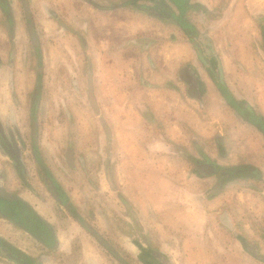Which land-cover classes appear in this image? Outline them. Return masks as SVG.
I'll return each mask as SVG.
<instances>
[{
	"label": "crops",
	"instance_id": "0c3cea01",
	"mask_svg": "<svg viewBox=\"0 0 264 264\" xmlns=\"http://www.w3.org/2000/svg\"><path fill=\"white\" fill-rule=\"evenodd\" d=\"M22 2L34 34L36 14ZM183 5L171 0L42 4L39 11L50 28L44 31L64 34L71 61L82 65V90L71 70L75 99L70 94L71 104L61 108L63 120L49 99L54 122L44 125L48 138L42 148L36 142L38 83L31 112L36 167L50 181L57 164L90 169L68 176L70 194L60 186L67 204L51 197L52 207L68 210L67 224L98 242H103L99 233L74 211L82 207L74 197L81 201L95 193L98 208L114 211L113 217L103 212L102 225L112 226L110 239L127 243L128 250H112L116 260L101 254L108 264H126L121 257L138 255L151 258L144 264H264V133L256 125L264 120V0ZM0 11L12 15L2 2ZM79 41L81 57L74 52ZM51 57L60 56L55 50ZM3 149L1 171L14 158ZM21 153V176H30ZM32 190L23 193L34 200ZM45 192L52 196L49 188ZM49 201L39 207L26 203L53 231L51 224L58 222L47 218Z\"/></svg>",
	"mask_w": 264,
	"mask_h": 264
},
{
	"label": "rangeland",
	"instance_id": "374dc122",
	"mask_svg": "<svg viewBox=\"0 0 264 264\" xmlns=\"http://www.w3.org/2000/svg\"><path fill=\"white\" fill-rule=\"evenodd\" d=\"M22 1L23 0H0L4 6L9 5L12 14L10 15L9 12L10 18L9 15H5L4 12L2 13L0 11V147H3V150H7L13 155L12 157H14V162L12 159L9 163L6 160V163L3 164V170H0V190L12 197H21L23 200L36 207L50 200V205H48L50 214L48 213L47 218L50 217L52 221L53 219L57 220L58 225L53 223L51 226L54 233L58 234L59 241L57 243L58 248L56 249L45 247L40 242L36 241L32 235L28 234L25 230L13 224L2 215H0V239L19 252H23L31 259L40 260V264H90V262H95L94 264H101V262L108 264L105 259L107 257L111 260L112 256L114 258L111 252L112 250L117 254L119 252L126 253L128 250L127 243L124 244L122 241L119 242L110 239V234L112 235L113 233L112 226L108 228V226L104 227L102 225L101 217L103 212H107L108 217H113L114 211L112 209L104 210L100 207L98 208L100 203L95 193H89L88 196L91 197H86L85 195L79 197L78 194L81 201L74 197L77 206L79 204L82 205L81 208L75 206L76 208L74 211L78 215L80 214L83 216L88 225L99 233L103 242H98L82 228L78 229L70 223L67 224L68 221L66 217L69 215L68 210H65L64 207H55V209L52 207L53 199L51 197L57 198L58 196L55 194V186L52 181H57L56 183L69 195L70 193L65 189L66 178L71 174H76L77 171L85 172L82 173L83 176L85 174L87 175V171L89 172L90 169L86 167L87 171L80 170L82 166L80 167L79 163L78 167L73 170L67 163H65V166L63 165V169L57 164L58 170L55 168L57 171L56 178L50 181L44 171L39 173L40 169L36 167L37 162L32 153L34 140L31 112L32 107L37 104L39 99V97L36 96L37 85L39 83L42 97L39 105H37L38 114L36 113L35 116L37 125L40 127V129H38L40 135L37 136L36 142L43 148V146H45V144L42 143L44 142L43 139L45 137L48 138V128L46 130L44 125L54 122V120H52V122L50 120L49 106L51 105L49 99L51 98L53 105L56 103V107L60 109V111L56 113L57 117L63 120L65 114L61 108H63L64 105L69 106L71 104L70 94H72V96L74 95L73 97L75 99V92H73L74 87L70 82L71 78H69L68 72L74 70V72L79 75L77 85L78 88L82 90V82L80 79L82 65L77 64L74 59V61H71L72 57L70 56L73 55L70 50L66 48L65 43H63L65 39L64 34L44 31L46 27L50 30L47 25L48 17L42 15L39 10L42 4L49 2V0H27V3L30 4V6L32 5L31 8H33L36 14L32 17V24L37 25L35 26L34 34L30 31L32 25L27 21ZM171 1L173 3H178L181 8H183V4L186 2V0ZM39 13L40 15H38ZM54 36L58 37L56 43L52 44V38H54ZM34 37L36 38L35 40ZM55 50L60 56L57 60L51 57L52 52H55ZM84 51L79 41L74 52L81 57ZM68 59L71 64L65 66L64 62ZM80 92L82 93V91ZM83 93L85 92L83 91ZM80 99L79 97L77 100L78 102H76L77 105L80 104ZM54 116L55 114H53V117ZM56 120L59 119L56 118ZM22 151L25 158V166L30 170V176L28 174L21 176L20 167L22 164L20 163ZM64 153L65 152L62 153V158H64ZM34 163L35 169L33 168ZM15 164L19 166L18 171ZM46 187L49 188L52 196L45 192ZM76 187L81 190L79 185H76ZM30 188L33 189L32 191H36L33 195L34 200L27 195ZM23 190L27 192L24 191L23 193ZM141 239H143L142 236ZM142 241L144 242V240ZM119 243H121L120 245H123V247H121ZM124 248H127V250ZM103 253L106 257H100ZM121 258L126 264H144L149 262L147 259L151 260L149 257L146 259L139 255L134 258L129 256ZM11 261L12 260L0 254V264H18L17 262L13 261V263ZM156 263L157 262L153 260L151 261V264Z\"/></svg>",
	"mask_w": 264,
	"mask_h": 264
},
{
	"label": "trees",
	"instance_id": "16d2710c",
	"mask_svg": "<svg viewBox=\"0 0 264 264\" xmlns=\"http://www.w3.org/2000/svg\"><path fill=\"white\" fill-rule=\"evenodd\" d=\"M10 16V15H9ZM11 18V16H10ZM39 89V86H38ZM257 127L264 133V120H257ZM56 189L57 200L63 205H66L68 200L60 186L52 181ZM0 214L13 222L18 227L25 230L27 233L36 238L42 245L50 249L56 248V238L49 225L37 214V212L26 202L12 197L0 190ZM75 216V215H74ZM76 219L84 222L79 216ZM91 230V229H90ZM0 254L8 259L17 262L18 264H40V260H33L23 252H19L5 241L0 239Z\"/></svg>",
	"mask_w": 264,
	"mask_h": 264
}]
</instances>
